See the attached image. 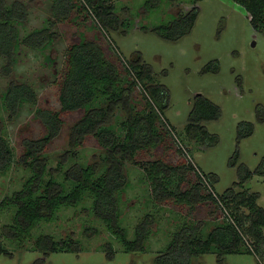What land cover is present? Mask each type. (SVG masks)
<instances>
[{
    "label": "rangeland",
    "instance_id": "374dc122",
    "mask_svg": "<svg viewBox=\"0 0 264 264\" xmlns=\"http://www.w3.org/2000/svg\"><path fill=\"white\" fill-rule=\"evenodd\" d=\"M12 1V0H8ZM29 6V17L22 31L48 24L54 19L52 0H23ZM78 8L83 0L78 1ZM116 11L124 19L119 29L104 30L87 10H76L73 17L62 21L55 19L54 28L59 36L44 49L29 46L21 48L18 62L10 74L2 72L5 62L0 58V133L7 136L14 147L15 160L11 167L0 174V199L22 187L31 170L22 160L25 138H38L46 134L44 123L36 116L38 107L60 108L59 71L63 66L69 44L84 38L96 39L106 49L107 56L119 63L130 78L133 72L126 66L141 56L153 74V82L163 84L169 90L168 102H162L149 91L150 81H139L134 89V105L145 110L148 97L166 121L171 135L157 148L150 147L138 155L139 163L127 162L130 184L122 195V224L128 236H135L137 223L147 212L155 215L152 232L144 251H127L122 241L112 235L103 221L92 210V196L83 198L78 205L64 206L57 219L41 222L33 236L23 244L9 240L2 227L11 220L14 210L0 212V241L9 253H0V264H33L45 258V264H153L175 230L184 223L203 220V232L209 231L225 219L224 211L213 200L203 203L156 202L153 185L146 166L153 159L195 168L173 175V187L184 177L182 189L199 182L200 175L215 194H223L240 180L242 163L255 170L264 159V33L256 30L248 11L233 0H111ZM199 5L200 12L192 29L178 39H169L154 28L169 23L180 9ZM80 9V8H79ZM133 66V65H132ZM134 70V68H133ZM136 73V69L134 70ZM138 73V72H137ZM11 80L31 83L38 94V101H26L13 115L7 110L2 93ZM145 89V90H144ZM148 89V90H147ZM146 92V94H145ZM203 94L220 105L219 118L204 122L219 140L207 144L190 138L187 124L197 95ZM83 114L82 111L65 113V121L59 135L48 144L46 154L49 166H57L60 157L70 146L71 126ZM263 118H261V117ZM126 114L119 109L113 126L123 134ZM252 121L254 132L239 137V123ZM163 127L164 124L162 125ZM184 147V148H181ZM104 149L95 137L90 136L77 149L70 163H90L101 157ZM238 154L236 161L234 157ZM234 161V162H233ZM188 167V166H187ZM200 173L197 172V171ZM217 177L214 178L213 175ZM250 192H259L258 203L264 207V175L254 172L245 182ZM204 192L208 190L203 189ZM51 232L57 238L72 236L79 239V250L51 251L45 254L36 246L39 234ZM111 243L114 257L108 255ZM196 264H264V256L258 252H233L219 261L218 251L213 248L195 258Z\"/></svg>",
    "mask_w": 264,
    "mask_h": 264
},
{
    "label": "trees",
    "instance_id": "16d2710c",
    "mask_svg": "<svg viewBox=\"0 0 264 264\" xmlns=\"http://www.w3.org/2000/svg\"><path fill=\"white\" fill-rule=\"evenodd\" d=\"M78 1L52 0L54 19L49 20L48 24L23 32L22 27L29 17L28 4L23 0H0V58L5 61L2 72H12L24 46L44 49L52 45L59 36L54 28L55 19L62 21L71 18L76 10H87L104 30L119 29L124 24V19L111 0H83L80 9ZM233 1L248 11L254 28L264 33V0ZM199 12L197 4L191 9H180L169 23L154 29L166 38L178 39L192 29ZM132 65H127L126 69L133 72L134 78L127 76L119 63L107 56L105 47L96 39L84 38L68 45L59 71L60 108L38 107L36 116L44 123L47 132L42 137L25 138L23 141L24 151L21 156L31 174L21 188L0 199V212L14 210L11 220L2 227V233L9 240L23 244L32 238L34 229L41 222L57 219L61 208L78 205L90 195L93 214L103 221L112 235L122 241L127 251L146 249L155 215L147 212L142 217L135 227L133 238L128 236L127 228L122 224V195L130 184L126 164L139 163L138 155L141 151H147L150 147L157 148L171 133L161 108L153 104L146 92L147 108L138 110L135 107L134 89L139 81H150L149 91L162 102H168L169 90L165 85L153 82L152 69L141 60V56ZM2 97L11 115L26 101H38L36 89L26 81L11 80ZM119 109L126 114L122 123L123 134L113 126ZM75 110L82 111L83 114L71 126L70 146L65 155L60 157L57 166H49L47 146L59 135L65 113ZM258 110L260 115H264L262 105ZM221 114L219 104L203 94L197 95L186 127L189 137L209 145L216 143L218 135L209 131L204 122L219 118ZM239 132L240 138L251 135L254 123L241 121ZM90 136L95 137L103 147L101 157H96L87 164L81 161L70 163L77 149ZM237 156L238 154L234 157L235 161ZM14 160V147L9 138L0 133V174L5 173ZM187 166L162 159H153L146 166L156 202L175 199L180 203L195 204L210 199L224 211L225 219L207 232H203V220L184 223L173 232L170 241L159 251L153 264H196L195 258L213 248L217 249L221 262L226 253L233 252L254 250L264 256V207L258 203L260 193L250 192L245 187L246 180L254 172L264 175V159L255 170L242 163L239 167L240 180L220 195L209 189L197 170L199 182L184 190L182 176L173 187L174 174L182 172L185 176L189 168H195L191 161ZM213 177L217 176L214 174ZM204 188L208 191L204 192ZM36 246L45 254L58 250L74 251L81 247L79 239L72 236L57 238L51 232L39 234ZM107 250L109 257L113 258L111 243H108ZM2 252L9 253L0 241V253ZM33 264H45V258L41 257Z\"/></svg>",
    "mask_w": 264,
    "mask_h": 264
}]
</instances>
